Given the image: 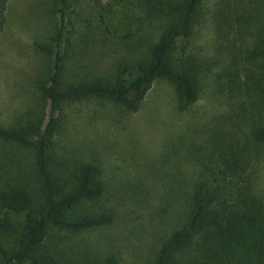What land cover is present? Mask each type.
<instances>
[{
	"label": "rangeland",
	"instance_id": "1",
	"mask_svg": "<svg viewBox=\"0 0 264 264\" xmlns=\"http://www.w3.org/2000/svg\"><path fill=\"white\" fill-rule=\"evenodd\" d=\"M215 2L204 0L191 37L180 40L173 52L195 79V102L181 107L175 86L158 79L136 110L99 98L62 104L54 165L67 174L78 166L98 167L103 192L84 210L107 211L113 217L98 228L60 232L61 240L56 238L60 252L73 255L67 258L80 255L98 264L112 257L116 264H154L163 240L185 221L190 209L197 155L217 151L216 141L244 142L250 124L264 120V114L247 112L250 100L249 107L241 104L246 93L233 91L229 83L231 73L245 78L260 70L250 47L258 23L264 22V0L239 11L257 13L261 19L242 34L240 28L223 30ZM70 4L67 80L112 74L120 61L138 56L139 50L157 41L167 24L165 18L152 19L151 27L141 32L142 47L135 38L142 15L137 5L124 0H70ZM7 6V23L0 34V125L8 127L31 116L48 119L41 84L54 64L48 50L54 48L59 0H8ZM131 33L136 35L128 37ZM259 95L264 99V86ZM250 151L254 183L264 199V150ZM31 155L0 141V170L7 160L25 164ZM192 257L194 245L180 256L179 264L191 263Z\"/></svg>",
	"mask_w": 264,
	"mask_h": 264
},
{
	"label": "trees",
	"instance_id": "2",
	"mask_svg": "<svg viewBox=\"0 0 264 264\" xmlns=\"http://www.w3.org/2000/svg\"><path fill=\"white\" fill-rule=\"evenodd\" d=\"M124 1L137 5L142 12L135 37L141 46L140 42L145 41L141 32L151 27L152 19L167 20L158 40L149 44L148 49L139 50L138 56L120 61L110 75L67 80L65 40L71 4L70 0H59L54 48L48 50L38 45L54 56L48 80L41 84L49 105L48 119L31 116L8 127L0 125L1 142L32 153L25 164L10 159L0 170V264H97L80 255L73 260L67 258L73 255L60 252L56 241V238L61 240L62 231L71 234L90 230L113 219L107 211L84 210L87 202L103 192L98 167L78 166L67 174L54 165L52 152L63 103L99 98L136 110L158 79H166L175 86L181 107L197 99L195 79L174 58L173 52L180 40L191 37L204 0ZM7 3L8 0H0V34L7 23ZM246 4L260 2L216 0L215 13L223 30L239 32L237 28H240L242 34L250 28V23L261 20L257 13L255 16L239 13L245 11ZM258 24L250 49L251 58L257 60L255 66L260 70L248 72L245 78L231 73L229 83L233 91L246 93L241 104L252 107L247 112L259 113L261 117L264 99L259 95V87L264 86V22ZM135 35L131 33L128 37ZM213 145L217 151L197 155L198 177L189 197L190 209L185 221L163 240L154 264H179L180 256L190 251L192 245L195 257L187 264H264V199L254 183L250 151L251 147L264 150V120L250 124L244 142L216 141ZM12 165L14 171L9 172ZM98 264H116V260L109 257Z\"/></svg>",
	"mask_w": 264,
	"mask_h": 264
}]
</instances>
